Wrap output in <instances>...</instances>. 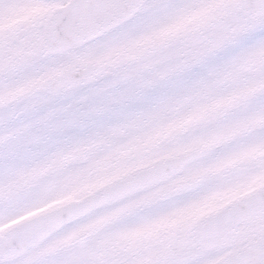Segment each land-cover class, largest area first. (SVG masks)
Returning <instances> with one entry per match:
<instances>
[{"label": "snow or ice", "instance_id": "obj_1", "mask_svg": "<svg viewBox=\"0 0 264 264\" xmlns=\"http://www.w3.org/2000/svg\"><path fill=\"white\" fill-rule=\"evenodd\" d=\"M0 264H264V0H0Z\"/></svg>", "mask_w": 264, "mask_h": 264}]
</instances>
